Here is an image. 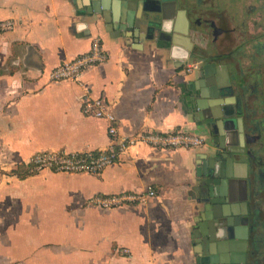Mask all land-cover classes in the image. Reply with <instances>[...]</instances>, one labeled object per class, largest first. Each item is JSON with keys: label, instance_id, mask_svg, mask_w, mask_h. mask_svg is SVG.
<instances>
[{"label": "crops", "instance_id": "obj_1", "mask_svg": "<svg viewBox=\"0 0 264 264\" xmlns=\"http://www.w3.org/2000/svg\"><path fill=\"white\" fill-rule=\"evenodd\" d=\"M160 6L166 14L177 10V24L186 22V10L193 20L209 19L229 30L234 42L221 46L224 60L231 68L235 63L249 97L264 87L260 0H160ZM84 9L72 0H0V21L14 22L0 34V167L11 168L36 152L96 151L114 144L107 121L82 112L85 89L111 106L120 136L178 129L205 142L193 149L136 144L97 174L51 173L47 178L59 184L53 187L60 207L18 211L8 224L18 237L0 240V264H193L199 221L190 192L210 143L188 116L181 92L193 73L186 66L203 62L194 57L182 65L151 43L105 31L98 16L82 15ZM95 38L107 59L83 71V86L49 78L61 62L88 51ZM3 173L20 182L37 177ZM150 189L155 195L141 204L102 209L87 203L94 195ZM259 236L257 253L252 242L246 246L253 264L264 262V213ZM243 250L234 242L229 258L242 257Z\"/></svg>", "mask_w": 264, "mask_h": 264}, {"label": "water", "instance_id": "obj_2", "mask_svg": "<svg viewBox=\"0 0 264 264\" xmlns=\"http://www.w3.org/2000/svg\"><path fill=\"white\" fill-rule=\"evenodd\" d=\"M72 2L79 9L85 7L83 16H98L96 23L105 31L151 43L182 65L194 57L203 62L181 92L188 116L207 133L210 143L190 192L199 221L193 264H253L247 261L246 246L252 242L257 253L263 225L264 87L249 97L235 63L231 68L224 60L221 46L234 42L231 32L209 19L193 20L186 10L182 11L186 22L177 24V10L166 14L160 0ZM260 4L264 13V0ZM219 34L224 41H219ZM236 241L244 250L232 261L229 251Z\"/></svg>", "mask_w": 264, "mask_h": 264}, {"label": "built area", "instance_id": "obj_3", "mask_svg": "<svg viewBox=\"0 0 264 264\" xmlns=\"http://www.w3.org/2000/svg\"><path fill=\"white\" fill-rule=\"evenodd\" d=\"M13 27L14 22L12 20L0 21V34L11 30ZM106 59L107 55L102 49L100 41L95 38L88 51L61 62L50 71L49 78L51 80H70L83 86L81 80L83 71L87 67L104 63ZM198 67V62H195L188 64L185 70L187 73H191ZM81 109L88 116L107 121L108 134L114 144L96 151L53 150L36 152L24 162L30 171L48 170L60 173L97 174L115 163L121 154L136 144L157 149H193L203 146L205 142V138L201 135L178 129L170 132L145 130L131 136H120L117 131V118L111 110V106L101 97L91 96L88 89H85L82 95ZM154 195L155 192L152 189L143 192H121L97 195L90 202L102 209H114L129 204L144 203Z\"/></svg>", "mask_w": 264, "mask_h": 264}, {"label": "rangeland", "instance_id": "obj_4", "mask_svg": "<svg viewBox=\"0 0 264 264\" xmlns=\"http://www.w3.org/2000/svg\"><path fill=\"white\" fill-rule=\"evenodd\" d=\"M24 162L25 160L20 161V163L18 162V164H14L11 168L1 166L0 170L5 174H9V172L16 168L17 165H24ZM51 173L54 172L41 170L35 172L37 177L24 182H20L12 176L0 175V240H4L7 236L11 239L18 237L16 233L13 235L8 228L9 221L17 216L18 211L21 212L22 210H26L27 212H30L33 209L43 206L53 208L60 207V196L53 187H57L59 184L58 182L53 183L52 178H47ZM96 196L97 195L90 197L87 200V203L96 206L90 202V200ZM4 219L7 221L4 222ZM11 264H14V262L12 261Z\"/></svg>", "mask_w": 264, "mask_h": 264}, {"label": "trees", "instance_id": "obj_5", "mask_svg": "<svg viewBox=\"0 0 264 264\" xmlns=\"http://www.w3.org/2000/svg\"><path fill=\"white\" fill-rule=\"evenodd\" d=\"M3 173L0 171V174ZM35 172L30 171L29 167L19 164L16 168L12 169L9 174L16 176L18 179H25L29 175L34 174Z\"/></svg>", "mask_w": 264, "mask_h": 264}]
</instances>
